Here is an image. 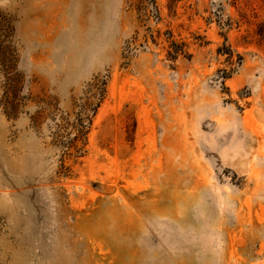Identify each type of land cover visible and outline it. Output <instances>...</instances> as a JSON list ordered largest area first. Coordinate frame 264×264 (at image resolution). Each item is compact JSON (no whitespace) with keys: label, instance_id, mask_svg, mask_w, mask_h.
Segmentation results:
<instances>
[{"label":"rangeland","instance_id":"1","mask_svg":"<svg viewBox=\"0 0 264 264\" xmlns=\"http://www.w3.org/2000/svg\"><path fill=\"white\" fill-rule=\"evenodd\" d=\"M0 264H264V0H0Z\"/></svg>","mask_w":264,"mask_h":264}]
</instances>
